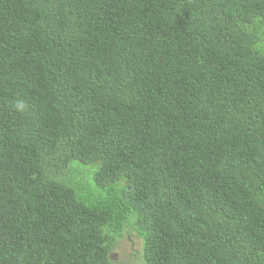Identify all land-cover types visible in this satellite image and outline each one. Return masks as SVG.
Masks as SVG:
<instances>
[{"label": "trees", "instance_id": "16d2710c", "mask_svg": "<svg viewBox=\"0 0 264 264\" xmlns=\"http://www.w3.org/2000/svg\"><path fill=\"white\" fill-rule=\"evenodd\" d=\"M127 226L264 264V0H0V264H119Z\"/></svg>", "mask_w": 264, "mask_h": 264}, {"label": "rangeland", "instance_id": "374dc122", "mask_svg": "<svg viewBox=\"0 0 264 264\" xmlns=\"http://www.w3.org/2000/svg\"><path fill=\"white\" fill-rule=\"evenodd\" d=\"M76 164V163H75ZM79 183L86 188L87 193L96 194V188L91 182V170L88 167H77ZM90 185V186H89ZM143 240L135 230L127 226L124 237L119 241L111 253V258L119 264H144L142 257Z\"/></svg>", "mask_w": 264, "mask_h": 264}, {"label": "clouds", "instance_id": "9594fccd", "mask_svg": "<svg viewBox=\"0 0 264 264\" xmlns=\"http://www.w3.org/2000/svg\"><path fill=\"white\" fill-rule=\"evenodd\" d=\"M14 110L20 113H23L26 111V104L22 100H17L16 103L14 104Z\"/></svg>", "mask_w": 264, "mask_h": 264}]
</instances>
